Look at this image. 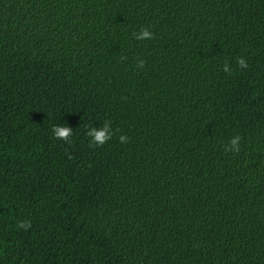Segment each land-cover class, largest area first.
<instances>
[{"label": "trees", "instance_id": "trees-1", "mask_svg": "<svg viewBox=\"0 0 264 264\" xmlns=\"http://www.w3.org/2000/svg\"><path fill=\"white\" fill-rule=\"evenodd\" d=\"M0 264H264V0H0Z\"/></svg>", "mask_w": 264, "mask_h": 264}, {"label": "clouds", "instance_id": "clouds-1", "mask_svg": "<svg viewBox=\"0 0 264 264\" xmlns=\"http://www.w3.org/2000/svg\"><path fill=\"white\" fill-rule=\"evenodd\" d=\"M134 38L137 41L150 40L153 38V33L144 26H141L138 32L133 33ZM121 59H126V57H121ZM145 61L138 60L135 67L142 69L144 67ZM236 65L240 69H248L249 64L244 56L236 58ZM222 70L231 74L232 69L229 65L225 63L222 66ZM52 135L59 140L67 141L70 136H73V129L67 126L65 123L53 124L51 126ZM114 134V129L111 126V121H104L101 126L95 127L93 125H85L84 135L88 139L89 146L101 147L107 141H109ZM118 140L120 143H127L128 137L124 134L119 135ZM240 135H234L228 139V141L223 145V151L225 153L232 152L237 153L240 150ZM30 226L29 220H23L20 222L19 227L27 229Z\"/></svg>", "mask_w": 264, "mask_h": 264}]
</instances>
